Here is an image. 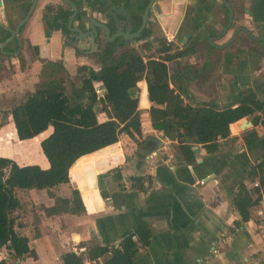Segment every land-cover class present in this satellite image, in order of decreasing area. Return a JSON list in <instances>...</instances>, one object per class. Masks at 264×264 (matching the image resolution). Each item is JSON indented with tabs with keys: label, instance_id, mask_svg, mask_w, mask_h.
<instances>
[{
	"label": "crops",
	"instance_id": "crops-1",
	"mask_svg": "<svg viewBox=\"0 0 264 264\" xmlns=\"http://www.w3.org/2000/svg\"><path fill=\"white\" fill-rule=\"evenodd\" d=\"M71 1L77 7L74 25L85 29L88 17H93L105 22L110 33L117 25L107 10H112L124 21L125 15L121 11L126 9L134 22L132 30H135L148 2ZM227 1L233 15L231 25L223 32L229 10L222 0H153L145 28L135 37L134 45L158 37L171 45L170 51L184 52L175 61H167L171 68L179 63L182 75L180 80L171 79L170 86L176 90L185 87L188 96H182L192 103L213 101L224 106L244 88H250L264 101L262 41L249 38L243 30L229 41L239 26L255 35L264 34V0ZM30 2L3 0L0 22L15 28ZM68 11H71L70 6L63 0L36 1L19 27L20 46L16 40H11L6 48L13 53L0 55V72L8 67V63L16 65L11 78L0 77V104L5 97H10L14 104L26 92L34 90L39 82L58 77L64 78L68 96L84 98L80 86L82 73L77 67L87 65L98 69V54L105 47L117 51L131 44L119 36L107 40L103 33H99L94 48L89 47L88 41L70 42L68 38L73 35L67 29L70 13L64 19ZM56 21L64 22L65 27L55 25ZM9 34L0 26V43ZM19 52L25 60L23 67L17 57ZM95 87L103 91L100 82L96 81ZM136 93L140 131L133 132L134 136L123 132L117 141L78 156L69 167V180L51 188L60 195H69L72 188H77L84 204L82 212L47 215L43 205L53 202L47 189H19L45 190L48 196L41 208L43 213H38L35 223L19 228L28 236L29 246L36 256L11 257L9 264H58L63 252L96 243H117L125 230L141 222L148 227L150 241L131 264H226L264 248V194L253 207V215L239 225H235V221L240 216L230 203V197L242 180L251 184L245 177L246 171L264 152V138L260 144L249 148L243 134L256 129L263 137L264 124H253L250 117L243 116L251 121V125L239 130L238 119L231 122L233 127L227 137L219 139L210 148L194 143L195 160L181 162L175 155V140L151 125L149 106L152 101L161 103L162 99L157 93L148 92L144 78L137 82ZM97 116L100 120L107 118L101 109ZM18 140L26 142L30 139ZM115 171L120 175L118 179L113 178ZM136 174L150 175L146 189L130 185L129 176ZM35 226L38 234H35ZM6 256V249L1 248L0 258ZM99 263H102L100 257L95 261L85 260V264Z\"/></svg>",
	"mask_w": 264,
	"mask_h": 264
},
{
	"label": "trees",
	"instance_id": "trees-1",
	"mask_svg": "<svg viewBox=\"0 0 264 264\" xmlns=\"http://www.w3.org/2000/svg\"><path fill=\"white\" fill-rule=\"evenodd\" d=\"M55 25L65 27L64 22L56 21ZM170 49L171 45L158 37L145 39L137 45L127 44L117 51L105 47L98 54V69L87 65L77 67L82 73L80 86L84 98L68 96L64 78H49L39 82L34 90L26 92L12 106L0 110V128L4 116H10L17 139L30 138L50 127L40 142L47 166L0 155V250L5 248L7 251V256L0 258V264H9L11 257L24 254L36 256L29 246L28 236L19 230L23 221H18L10 212L20 204L19 189H47L53 198L50 205H43L47 215L84 210L77 188H72L69 195L56 194L51 188L69 180V167L78 156L117 141L123 132L134 136L133 132L140 131L136 93L140 79L146 80L149 93L155 92L162 99L161 103L152 101L149 106L151 125L175 140V155L181 162L195 160L194 143L209 148L214 146L230 134L229 124L243 116L250 117L253 124H264V101L250 88L236 93L224 106L213 101L192 103L185 100L182 96H188L185 87L176 90L170 86L171 79H182L180 64L171 68L167 63L175 61L184 52ZM17 57L23 67V55L19 52ZM96 81L102 84L100 93L95 92ZM98 109L104 110L107 118L100 120ZM262 138L256 129L243 134L249 148L260 144ZM119 177L115 171L113 178ZM245 177L251 184L242 180L230 197L232 207L240 216L235 225L253 215V207L264 194V152L255 158ZM150 179L149 174L129 176L130 185L139 189H146ZM256 180L258 183L253 184ZM35 234H38L37 226ZM149 236L147 225L141 222L125 230L117 243H96L63 252L58 264H85V260L95 261L99 257L102 258L99 264H131L149 244Z\"/></svg>",
	"mask_w": 264,
	"mask_h": 264
},
{
	"label": "water",
	"instance_id": "water-1",
	"mask_svg": "<svg viewBox=\"0 0 264 264\" xmlns=\"http://www.w3.org/2000/svg\"><path fill=\"white\" fill-rule=\"evenodd\" d=\"M36 1L37 0H31L26 13L22 17V19L18 22V24L15 26V28H11L8 25L0 22V26L7 29L10 33V36L6 40H4L0 43V51L1 52H4L3 46L7 43V41L9 39H11L12 37H15L17 40L19 39V27L27 19V17L30 15L31 11L33 10V8L36 4ZM63 1L68 3L70 6V9H71L69 17L67 19V29L69 31L73 32V35L71 37H69L68 40L72 43L76 42L77 40H80L77 42L88 41L89 47H93V48L96 45V38L98 37L99 33L100 34L103 33L104 37L107 40H110V39H113V38L119 36L125 41L129 40L130 43L132 45H134L135 44V37L145 28V25H146V22L148 19V13H149V10H150L152 3H153V0H148V2L146 3V5L143 9V13L141 15V23L135 30H132V28L134 26V22H133L132 18L130 17L129 12L126 9H122L123 11H121L125 15L124 21L118 19L116 17L115 13L112 12V10H110V9L107 10L108 15L117 25V29L114 32L110 33V28L105 22H102V21L95 19L93 17H88V19H87V26L88 27L85 29L81 28L80 26L74 25L73 19L75 18L76 14H77V7L71 0H63ZM222 2L227 6V8L229 10L228 20H227V23L223 29V32H224L231 25L233 11H232V7H231L230 3L227 0H222ZM2 5H3V0H0V6H2ZM113 9H115V7ZM115 10H117V9H115ZM239 30L245 31V33H247L253 39L261 40L262 45L264 46V34L260 33L258 35H255L249 29H247L244 26L237 27L234 30V33H233L232 37L229 39V41H231L235 37L236 33ZM78 44L82 45L81 43H78ZM248 125H251V121L246 117H241L238 119L237 129H239V130L244 129ZM232 127H233V125L230 123L229 129H232Z\"/></svg>",
	"mask_w": 264,
	"mask_h": 264
},
{
	"label": "rangeland",
	"instance_id": "rangeland-1",
	"mask_svg": "<svg viewBox=\"0 0 264 264\" xmlns=\"http://www.w3.org/2000/svg\"><path fill=\"white\" fill-rule=\"evenodd\" d=\"M7 66L8 67L4 71L0 72V77L11 78V74L14 72L16 65L13 66L12 63H8ZM11 104H13V100H11L10 97H5L3 103L0 104V108L8 107ZM13 131L14 127L10 117L7 115L4 116L3 125L0 130V154L9 155L19 162L37 161V163L40 165L47 166L48 160L40 151V142L42 138H44V136L48 133L49 127L40 131L34 136L27 138L30 140L26 142L19 141L14 136ZM18 193L22 203L12 208L10 212H13V215L18 218V221H24V226L30 222L35 223V219L39 215L38 213H43V209L41 208L43 202H45L48 196L47 193H45V190H34L30 192L28 190H19ZM31 235H33V229H31Z\"/></svg>",
	"mask_w": 264,
	"mask_h": 264
},
{
	"label": "built area",
	"instance_id": "built-area-1",
	"mask_svg": "<svg viewBox=\"0 0 264 264\" xmlns=\"http://www.w3.org/2000/svg\"><path fill=\"white\" fill-rule=\"evenodd\" d=\"M167 40H171V37L166 36ZM95 92L96 93H100L101 89L95 87ZM203 180H201L202 182ZM258 182L256 181L255 184H257ZM213 252H216V249L213 248L212 249ZM226 264H264V248L262 250H260L259 252L247 255V256H242L240 259H238L235 262H229Z\"/></svg>",
	"mask_w": 264,
	"mask_h": 264
},
{
	"label": "flooded vegetation",
	"instance_id": "flooded-vegetation-1",
	"mask_svg": "<svg viewBox=\"0 0 264 264\" xmlns=\"http://www.w3.org/2000/svg\"><path fill=\"white\" fill-rule=\"evenodd\" d=\"M22 24H23V23H22ZM9 36H10V34H9ZM9 36H7L6 38H4V40H6ZM4 40H3V41H4ZM11 40H16L18 46H20V44H21L20 36H19V39H18V40H17L15 37H12L11 39H9V40L7 41V43H8L9 41H11ZM7 43H6V44H7ZM6 44L3 46V51H4V52H1V51H0V55H1V54L4 55L5 53H7V52H11V51H12V53H13V50H8V47L6 48ZM16 48H17V47H16ZM16 48H15V49H16Z\"/></svg>",
	"mask_w": 264,
	"mask_h": 264
}]
</instances>
